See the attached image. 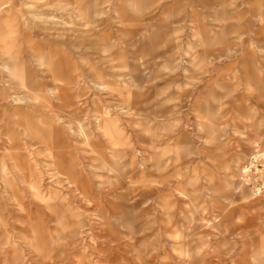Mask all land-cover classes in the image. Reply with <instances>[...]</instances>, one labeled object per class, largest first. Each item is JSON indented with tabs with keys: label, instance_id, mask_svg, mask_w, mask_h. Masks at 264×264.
Segmentation results:
<instances>
[{
	"label": "rangeland",
	"instance_id": "rangeland-1",
	"mask_svg": "<svg viewBox=\"0 0 264 264\" xmlns=\"http://www.w3.org/2000/svg\"><path fill=\"white\" fill-rule=\"evenodd\" d=\"M198 1L0 0V264H264V0Z\"/></svg>",
	"mask_w": 264,
	"mask_h": 264
},
{
	"label": "built area",
	"instance_id": "built-area-1",
	"mask_svg": "<svg viewBox=\"0 0 264 264\" xmlns=\"http://www.w3.org/2000/svg\"><path fill=\"white\" fill-rule=\"evenodd\" d=\"M239 181L252 197L264 199V142L255 145L239 170Z\"/></svg>",
	"mask_w": 264,
	"mask_h": 264
},
{
	"label": "crops",
	"instance_id": "crops-1",
	"mask_svg": "<svg viewBox=\"0 0 264 264\" xmlns=\"http://www.w3.org/2000/svg\"><path fill=\"white\" fill-rule=\"evenodd\" d=\"M218 1H219V0H211V2H212L214 5H218V3H217ZM206 3H207L206 0H199V1H198V4L201 5V6H202V5H205ZM190 17L193 18V13H192V12H191Z\"/></svg>",
	"mask_w": 264,
	"mask_h": 264
}]
</instances>
